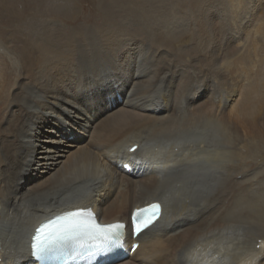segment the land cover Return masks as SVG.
Wrapping results in <instances>:
<instances>
[{"label":"bare ground","instance_id":"obj_1","mask_svg":"<svg viewBox=\"0 0 264 264\" xmlns=\"http://www.w3.org/2000/svg\"><path fill=\"white\" fill-rule=\"evenodd\" d=\"M81 1L0 0V264L77 208L126 225L98 263L264 264V0Z\"/></svg>","mask_w":264,"mask_h":264},{"label":"snow or ice","instance_id":"obj_2","mask_svg":"<svg viewBox=\"0 0 264 264\" xmlns=\"http://www.w3.org/2000/svg\"><path fill=\"white\" fill-rule=\"evenodd\" d=\"M113 73L109 70L104 77L108 78ZM102 97L97 98V102H101ZM51 142H55L52 139ZM151 216H145L143 212L134 214L133 232L139 234L144 229L153 225L155 219L158 216V205H151ZM61 220L69 222L61 234L48 237L43 234L52 227L54 222L41 225L36 230V234L33 237V243L31 245L33 257H39L50 251L52 248L65 243L76 236L84 235L92 241L95 245V253L109 252L113 248L119 247L122 244L123 229L125 225L116 223L110 225L101 226L95 222V218L90 209H81L75 212L68 213L60 218Z\"/></svg>","mask_w":264,"mask_h":264},{"label":"rangeland","instance_id":"obj_3","mask_svg":"<svg viewBox=\"0 0 264 264\" xmlns=\"http://www.w3.org/2000/svg\"><path fill=\"white\" fill-rule=\"evenodd\" d=\"M84 1L85 0L76 3V9L78 11L77 17L73 19L71 22L70 21L65 22L61 19L63 24H67L69 26H77L82 21H85L84 20L85 17H87L89 24H96L100 21L99 19L100 15H99L98 9L95 6V3H93L94 0H89L85 2Z\"/></svg>","mask_w":264,"mask_h":264}]
</instances>
